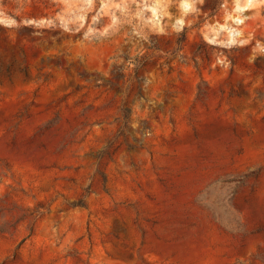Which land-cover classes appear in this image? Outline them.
Here are the masks:
<instances>
[{"label": "rangeland", "instance_id": "1", "mask_svg": "<svg viewBox=\"0 0 264 264\" xmlns=\"http://www.w3.org/2000/svg\"><path fill=\"white\" fill-rule=\"evenodd\" d=\"M0 264H264V0H0Z\"/></svg>", "mask_w": 264, "mask_h": 264}]
</instances>
